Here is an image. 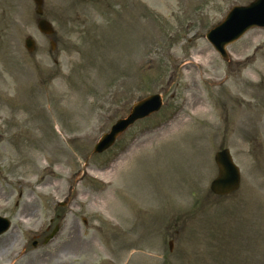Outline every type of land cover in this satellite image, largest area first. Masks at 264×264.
I'll return each instance as SVG.
<instances>
[{
    "label": "rangeland",
    "instance_id": "374dc122",
    "mask_svg": "<svg viewBox=\"0 0 264 264\" xmlns=\"http://www.w3.org/2000/svg\"><path fill=\"white\" fill-rule=\"evenodd\" d=\"M251 1L44 0L48 36L33 0H0V264H264V28L229 61L206 38ZM157 93L159 112L93 152ZM223 148L242 183L219 197Z\"/></svg>",
    "mask_w": 264,
    "mask_h": 264
},
{
    "label": "water",
    "instance_id": "95a60500",
    "mask_svg": "<svg viewBox=\"0 0 264 264\" xmlns=\"http://www.w3.org/2000/svg\"><path fill=\"white\" fill-rule=\"evenodd\" d=\"M34 1L37 4V13L42 15L43 0ZM255 25L264 26V0H255L248 6H235L226 20L208 33V38L222 56L228 59L227 45L238 40L246 30ZM38 27L45 34L54 33L51 23L46 19H40ZM26 47L30 51L35 49V42L32 38L26 40ZM161 106L162 98L160 95H154L140 101L127 118L119 120L113 126L112 131L103 137L96 148V152H103L109 148L115 139L137 119L144 118L158 111ZM215 159L219 166V175L211 185L212 191L219 195H225L237 190L240 186L241 175L239 168L233 162L230 151L225 149L217 153ZM9 226L8 219L0 217V234L5 232Z\"/></svg>",
    "mask_w": 264,
    "mask_h": 264
},
{
    "label": "bare ground",
    "instance_id": "6f19581e",
    "mask_svg": "<svg viewBox=\"0 0 264 264\" xmlns=\"http://www.w3.org/2000/svg\"><path fill=\"white\" fill-rule=\"evenodd\" d=\"M205 54H210L211 52H210V50H206L205 52H204ZM203 56H206V55H204V54H202V59L204 58ZM194 64V62L193 61H186L185 63H182V62H180L179 63V68H188L189 66H192ZM195 101V100H194ZM193 101V102H194ZM192 102V103H193ZM193 105V104H192ZM194 108H195V112L197 113V114H201V113H205V109H206V102L205 101H203V100H196L195 102H194ZM207 110V109H206ZM181 119H179V120H177L176 121V123H174L175 125H172V126H170V129L171 130H169V131H172L176 126H177V124L179 123V121H180ZM168 131V132H169Z\"/></svg>",
    "mask_w": 264,
    "mask_h": 264
}]
</instances>
